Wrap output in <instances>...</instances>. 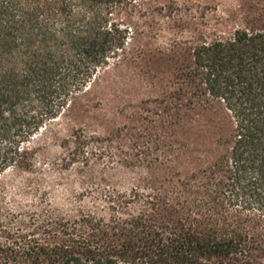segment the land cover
Returning a JSON list of instances; mask_svg holds the SVG:
<instances>
[{"label": "trees", "instance_id": "1", "mask_svg": "<svg viewBox=\"0 0 264 264\" xmlns=\"http://www.w3.org/2000/svg\"><path fill=\"white\" fill-rule=\"evenodd\" d=\"M193 1L0 0V176L33 173L39 131L145 29L171 35L133 53L152 65L143 74L164 63L168 90L140 102L139 126L73 134L61 169L81 155L75 172L91 186L70 208L0 219V264H264V0L246 3L237 26ZM93 157L136 174L131 188L107 184L108 167L94 174Z\"/></svg>", "mask_w": 264, "mask_h": 264}, {"label": "rangeland", "instance_id": "2", "mask_svg": "<svg viewBox=\"0 0 264 264\" xmlns=\"http://www.w3.org/2000/svg\"><path fill=\"white\" fill-rule=\"evenodd\" d=\"M252 2L255 3L256 0H195L192 2L193 6L191 4L189 7L191 11L192 9L196 11L197 15L205 13L211 16L236 17V23L234 24L235 21L232 23L237 26L240 25L238 13H243L246 3ZM131 14L132 12L125 13L121 9L116 16L124 21L132 19L135 23L141 22L137 13L134 16ZM145 30L146 35L151 36L149 39L134 40V45L129 46L124 61L123 59L112 61L107 68L101 70L100 80L89 94L59 119L39 131L33 144L38 150L37 165L33 173L28 175L9 170L0 176V219L4 220L3 223H13L15 218L28 219L47 205L63 210L70 208L83 188L92 184L83 183L79 178L81 173L75 172L82 162L79 157L81 155L73 157L74 162L69 163L66 169H61L68 163L64 159L69 155V143L73 134L102 137L118 129L139 126L140 124H134L133 116L138 111L140 102L160 98L168 90L171 81L164 63L155 67L154 76L143 74L152 65L134 60L133 53L137 44L146 45L151 49L163 48L171 35L159 32L155 40L151 39L154 31L151 33L150 29ZM90 164L93 165L91 170L96 175L108 167L103 178L108 179L107 184L117 190L131 188L132 179L136 174L113 171L104 158L93 157ZM96 186L98 182H94L93 187ZM85 197L84 202L80 201L78 204L90 205L91 199L86 194Z\"/></svg>", "mask_w": 264, "mask_h": 264}]
</instances>
